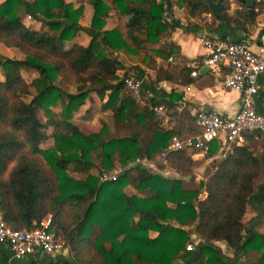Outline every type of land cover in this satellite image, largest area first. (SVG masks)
I'll return each instance as SVG.
<instances>
[{"label":"trees","instance_id":"16d2710c","mask_svg":"<svg viewBox=\"0 0 264 264\" xmlns=\"http://www.w3.org/2000/svg\"><path fill=\"white\" fill-rule=\"evenodd\" d=\"M75 1L76 7L72 0L0 1V42L23 53L22 58L0 57V213L13 228L29 227L50 213L47 229L67 240L72 259L52 256L44 262L28 258L19 263L0 243V264H171L181 252L190 254L183 264H231L220 256L214 240L242 250L248 264H264V229L250 227L246 233L243 220L250 198L256 202V213L263 212L264 155L255 147L264 146V131L245 132L241 143L231 144L219 159L212 158L210 169L205 166L206 178L198 179L195 187L182 185L195 164L185 148L165 156L175 177L151 171L135 160H154L163 168L165 163L154 158L174 130L159 124L147 105L157 100L145 97L143 89L144 103L131 97L123 82L126 70L116 73L124 65L109 53L141 51L149 66L154 64L146 49L166 58L176 48L165 40L175 26L166 19L174 6L191 16L210 13L217 20L210 26L214 29H221L228 19L238 24L239 19L228 15L227 7L211 11L203 0H91L89 24L83 27L87 43L66 45L81 28L83 0ZM235 2L241 20L256 13L245 0ZM110 9L116 21L104 29ZM25 12L46 20V28L25 25ZM144 42L157 46L147 48ZM22 67L36 71L32 82L22 77ZM78 84L87 88L67 90ZM29 85L35 92L25 101L21 95L30 94ZM88 88L101 100L105 97L100 109L110 110L112 132L102 123L85 133L71 121ZM56 104L57 112L52 109ZM36 108L43 111V121ZM47 127L51 130L46 133ZM197 131L199 127L193 134ZM48 137L52 143L43 146ZM219 147L210 141L206 155ZM69 167L84 176L69 175ZM116 167L120 171L114 179H100ZM126 184L143 194L125 193ZM202 190L205 196L199 197ZM189 225L199 237L191 251L185 249L191 239ZM149 230L156 234L149 236Z\"/></svg>","mask_w":264,"mask_h":264},{"label":"crops","instance_id":"0c3cea01","mask_svg":"<svg viewBox=\"0 0 264 264\" xmlns=\"http://www.w3.org/2000/svg\"><path fill=\"white\" fill-rule=\"evenodd\" d=\"M77 5L78 2L76 4L73 3L74 7H76ZM180 10L181 8L174 6L172 11L168 12V15L166 16V19L175 26L168 31L165 36V40L171 42L176 47L174 51L171 52L166 58L159 57L154 54L151 50L146 49V54L149 56V59L153 61L154 64L152 66H149L142 61L141 51L136 54L126 53L123 50H110V52H112V55L118 58L124 65V68L117 70L116 73L120 75L123 70L130 69L131 71H128V73H132L140 79L141 90H144V96H151L155 100H157L156 104L150 105L148 101L147 105L149 107H153L155 105L161 106L162 110L160 114L154 111L156 117L158 118L159 124L165 129H173L175 137L184 138L192 135L193 131L198 129V125L195 123L194 120L195 113L197 110L214 109L221 116L230 117L239 105L238 92L232 89H228L222 84V79L226 73V69L224 67H221L218 73L212 72L207 67L206 69L201 71V68L204 67L203 65H201V59L205 56L206 49L200 43L199 35L205 32L214 33L219 36L223 35L226 39L230 40H244L251 47H254L257 33L264 26V8H260L259 11H257L247 23L244 22L237 26L231 22H226L223 23V27L221 29H214L213 27H211L208 31H206L204 27L193 24H187V21L184 17H182V13ZM91 13L92 10L89 12L87 18L88 24ZM109 14H113V17L112 19L110 18V20L108 19ZM30 16H34L33 19L30 18ZM26 18H29V20L32 19V22L26 21ZM188 19L192 20L191 18ZM21 20L25 25L33 29H40V24L44 22V20H42V18H40L39 16L30 15L28 12H25L21 15ZM115 21L116 16L114 15L113 10H108V14L105 16V23L102 28L109 29L113 27ZM78 23L81 26V18H78ZM248 24L255 28V30L253 31L249 29ZM87 26L82 25V27ZM88 39L89 35L86 41L83 42L82 40H79L73 35L69 40L65 41V44L68 45L71 42L86 44ZM1 44L6 49H15L20 54V56H16L14 58L23 57V53H21L16 47L6 46L3 43ZM143 45L147 48H149L150 46H157V44L150 42H144ZM197 69L198 71H200V73L197 72L195 75H191L189 73L191 70ZM257 86L258 90L254 99L255 107L258 111L264 112V72L258 75ZM93 92L95 91L93 90ZM141 97L142 99L140 103H144L143 96ZM104 98L105 97H103L102 100H104ZM102 100L100 99L99 101V108ZM83 115L85 117H90L89 115H86V112L83 113ZM185 149L190 151V155L192 158H194V156L198 154L200 156H207L206 158L207 160H209L221 154L220 147L213 155L210 156L206 154L201 155L188 148ZM262 150L264 153V146L262 147ZM157 156L160 161L164 162V159H160L159 153L157 154ZM135 161H138L139 163H141L142 166L147 167L148 169H158V172L160 171L159 173L164 176H176V172L174 170H172L170 173L171 175H169L168 171H164L165 167L158 168L154 160L138 158ZM150 170L152 171V169ZM182 185L184 187H188L187 185H184V181L182 182ZM130 189L131 191H129ZM123 191L127 194H143L141 191L136 190L130 184H126L123 187ZM199 197H202L200 193ZM248 207L249 204H247L246 206L243 218L247 213ZM259 217V214H256L255 217L250 218L251 221L248 225L249 228L255 227V224ZM186 229H188V231L189 229H192V233L196 235L191 225L186 226ZM255 230L262 231L261 229ZM148 234L149 236H154L156 234V231L149 230ZM198 240L199 237H197L195 241L190 239V243H195ZM213 243L217 247L220 256L231 264H248L242 250L238 249L239 252L241 251V255L238 257L236 262L234 259L228 258V256H232V251H234L233 248L228 247L222 240H214ZM185 254L186 253L181 252L171 262V264H183L184 261L189 257H184ZM222 254L226 257H223ZM25 262L26 260L22 263Z\"/></svg>","mask_w":264,"mask_h":264},{"label":"built area","instance_id":"2783aa9c","mask_svg":"<svg viewBox=\"0 0 264 264\" xmlns=\"http://www.w3.org/2000/svg\"><path fill=\"white\" fill-rule=\"evenodd\" d=\"M252 6L253 11L257 12L264 8V0H252ZM199 41L206 49L201 65L215 73L221 67L226 69L222 84L238 92L239 105L230 117H223L214 109L197 110L194 120L199 131L184 138L172 136L159 152L160 159L181 148L205 155L212 140L219 143L221 154L224 155L231 144L243 141L245 132L264 131V112L256 109L254 101L258 75L264 72V26L257 33L254 47L244 40L224 39L209 32L199 35ZM197 72L198 69L191 70L190 74L195 75ZM123 82L131 97L141 102L140 79L127 73ZM152 108L156 113H161L160 105ZM119 171L120 167H117L112 173H103L100 179H114ZM49 221V216H45L39 221L33 220L29 227L13 228L4 222L0 213V243L9 250V258H20L38 250L50 256L61 253L65 249L64 241L47 229ZM185 249H191L190 242L185 245Z\"/></svg>","mask_w":264,"mask_h":264},{"label":"rangeland","instance_id":"374dc122","mask_svg":"<svg viewBox=\"0 0 264 264\" xmlns=\"http://www.w3.org/2000/svg\"><path fill=\"white\" fill-rule=\"evenodd\" d=\"M222 2H223V5H224L223 9H225L227 7L226 13L228 15H233L234 18L239 19L238 21L240 23L237 24L235 22V25L239 26L241 23L249 22V19L241 20V18H240L241 15L238 12L239 6L236 4L235 0H222ZM72 3L76 4L77 2L73 0ZM82 6H83V10L81 12V15L79 16V18H81V23H82V24L80 23L81 24V28H78L76 30V33L74 34V37H76L79 40H82L84 42V41H86V39L88 37V33L82 27V25H84V26L88 25L87 18H88L89 12L92 10L91 0H83ZM180 11L182 13L181 14L182 17H184L185 20L187 21V24H189V25L193 24V25H198V26L204 27L206 29V31H208L210 29V26H212V25L215 26V24L217 23V20L214 19L210 15V13H207V14L206 13H203V14L196 13L194 16H191L190 14H188V12L185 9L181 8ZM235 11H237V12H235ZM167 15H168V12L166 13V16ZM33 17L34 16H30V18H32V19H33ZM112 17H113V14H109L108 15V19L109 20H110V18L112 19ZM189 17H193L194 20H189L188 19ZM32 19L29 20V18H26V21L32 22ZM241 21H243V22H241ZM228 22L233 23L232 21H230V19H228ZM45 23H46V20L40 24V26H39L40 29L45 28V26H46ZM248 28L253 30V31L255 30V28H253L250 24H248ZM49 32L52 33V31H49ZM123 51L126 52V53H129L126 50H123ZM109 53L112 54V52H109ZM2 56L16 57V56H20V54L15 49H10V50L6 49L0 43V57H2ZM128 71H131V70L130 69H126V73H128ZM19 72L22 75V77L24 78V80L26 82H28V83L32 82L34 77L36 76V71H34L33 69H28V67L20 68ZM1 78H2V75L0 73V79ZM86 88H87V85L78 84V85H69L67 87V90L70 91V92H76L78 90H83V89H86ZM29 92H30V94L21 95V98L23 100H25V101L29 100L30 96L35 92L31 85H29ZM99 101H100V99L97 96V94L95 92H93L92 89L88 88V93H87L86 97L84 98L83 103L81 105H79L76 108V110H74L72 112V116H71L72 122L75 123L85 133H89V132L97 130L101 126L102 123L106 124V126L108 127L110 132H112V130H113L112 116L110 115V110L102 111L99 108ZM52 109L57 112L59 110L58 104L54 105L52 107ZM85 112H86V115H89L90 117L83 116V113H85ZM36 115L39 118V120L43 121L44 114H43V111L40 108H36ZM50 130H51V128L47 127L44 131L47 133V132H50ZM51 143H52V140H51V138L48 137V138L43 140L42 145L43 146L44 145H49ZM262 147H263L262 145H258V146L256 145L255 148L257 149V151H259V153L263 157L264 153H263ZM228 149H226V151ZM222 156H224V155L220 154V155L217 156V158H214V159H219ZM206 157L207 156H200L198 154L194 156L195 164L191 167L192 176H190V177L186 176V177L183 178L184 185H187L188 187H195L197 185L198 179H205L206 178L207 168H205V166L207 165L206 167H209V169H210V166L214 163V160H212V159L207 160ZM154 159L155 160L157 159L158 161H160L157 155H155ZM164 161L165 162L160 161V162L165 163L164 164V167H165L164 171H168L169 175H171L170 173H171V171L173 169L171 167H169V165H167L168 163H167V160L165 158H164ZM132 164H133L132 162H129L127 165H132ZM115 166H117V164H114V167ZM150 169H152V171H157L158 172V169H153V168H150ZM90 171L91 172H96L94 168H92ZM68 174L73 176V177H83L84 176L83 173H79V172L73 171V170H71L70 167L68 168ZM175 175H177V173ZM129 191H131V189ZM140 195H142V194H140ZM200 195L202 197L205 196V191L204 190L200 191ZM255 203L256 202L252 198H250L249 207L247 209V213H246V215L243 218L244 222H245V227H246L245 231L246 232L249 231V226L248 225H249V223L251 221L250 218L255 217L256 214H257L256 213V204ZM263 212H264V204H263ZM263 212L261 213V215H259L260 217L257 220L254 229H261L262 230L264 228V213ZM49 215H50V213L45 214V216H49ZM189 234H190V237H191L192 240L195 241L197 239V235H194L192 233V229H189ZM59 237H61L63 239L65 249L61 253H56V254L52 255V256H54L53 258L61 257V258H66V259L72 260L71 259V253L68 250L67 240L61 235ZM192 249H193V243L191 244V249H189V250L191 251ZM7 251L9 252L8 249H7ZM232 252H233L232 256L231 257L228 256V258L234 259L236 261L238 259V257L241 255V251L239 252V250L237 249V250H234ZM189 255H190L189 253H186L184 257H188ZM52 256L44 254V253H42L41 251L38 250L35 253L24 255V256L16 259V261H18L19 263H22L25 260H27L28 258H37L39 260V262H44L46 260L51 259ZM222 256L226 257L223 254H222ZM172 264H175V263H172Z\"/></svg>","mask_w":264,"mask_h":264},{"label":"water","instance_id":"95a60500","mask_svg":"<svg viewBox=\"0 0 264 264\" xmlns=\"http://www.w3.org/2000/svg\"><path fill=\"white\" fill-rule=\"evenodd\" d=\"M203 1L206 3L207 7L213 12L220 11L224 7L222 0H203ZM245 5L247 7H251L252 0H245ZM204 69H206L205 66L201 68V71Z\"/></svg>","mask_w":264,"mask_h":264}]
</instances>
